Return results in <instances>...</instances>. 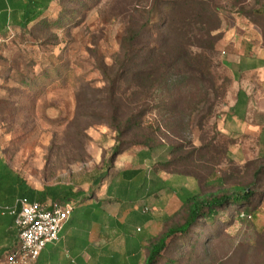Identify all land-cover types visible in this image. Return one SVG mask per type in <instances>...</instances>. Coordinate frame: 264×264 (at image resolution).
<instances>
[{
	"label": "rangeland",
	"instance_id": "obj_1",
	"mask_svg": "<svg viewBox=\"0 0 264 264\" xmlns=\"http://www.w3.org/2000/svg\"><path fill=\"white\" fill-rule=\"evenodd\" d=\"M207 1L219 7L209 21L219 28L202 43H215L206 78L216 90L199 104L203 91L188 77L171 78L152 100H141L145 77H119L124 39L142 28L135 49L159 43L155 0H54L26 29L10 26L0 37V157L36 189L97 193L125 165L122 155L142 163L145 187L160 194L162 207L181 203L161 234L184 222L187 194L248 187L258 194L252 218L230 206L201 220L159 264H264V68L242 73L247 60L264 61V50L244 43L255 39L253 20L262 22L264 40V0ZM240 91L249 96L247 122L233 108ZM7 200L0 192V204Z\"/></svg>",
	"mask_w": 264,
	"mask_h": 264
},
{
	"label": "trees",
	"instance_id": "obj_2",
	"mask_svg": "<svg viewBox=\"0 0 264 264\" xmlns=\"http://www.w3.org/2000/svg\"><path fill=\"white\" fill-rule=\"evenodd\" d=\"M53 1L0 0V37L9 26L26 29L45 14ZM153 8L154 13L160 14L159 17L155 16V22L159 23V43L152 47L135 49V42L143 36L142 28L124 39V58L120 62L123 71L119 77L124 74L130 77H145L149 85L146 91L140 94L141 100H152L154 96L152 91L168 87V82L173 77H188V85L197 91H203V97L198 104L202 100H208L210 92L216 90L215 81L212 78H206L211 77L215 43L212 42L209 46L202 43H207L206 37L213 40L212 32L219 28L218 26L210 27L209 24L210 20L218 18L219 7L210 4L207 0H155ZM151 16L152 12L144 27L149 25ZM260 16H264V12ZM199 83H201L200 86ZM136 86L141 88L139 82ZM173 86L182 92L180 85L174 84ZM133 115L132 113L129 120ZM260 173L263 172L258 171V174ZM220 180L218 178L220 185L223 186ZM200 191L199 188L198 192L184 200V206L187 209L184 222L156 236V239L150 242L146 264H159L177 236H187L199 222L215 220L222 210L230 206L243 207L247 212V217L252 218L258 194L250 188L235 185L230 188L223 187L214 193L202 194ZM0 192L8 200L26 198L29 201L47 202L51 200L60 204L72 203L83 195L81 191L76 192L73 188L61 184L46 186L42 191L33 189L1 157ZM246 214L243 212V215Z\"/></svg>",
	"mask_w": 264,
	"mask_h": 264
},
{
	"label": "crops",
	"instance_id": "obj_3",
	"mask_svg": "<svg viewBox=\"0 0 264 264\" xmlns=\"http://www.w3.org/2000/svg\"><path fill=\"white\" fill-rule=\"evenodd\" d=\"M249 28L254 30L255 39L244 41L246 46L264 50V40L259 37L263 33L262 25L249 21ZM246 64L242 73L264 68L263 60L253 63L247 60ZM243 93L238 92L233 108L240 119L247 122L245 114L249 109V96L245 93L247 108L244 111L238 108L242 103L241 96H245ZM261 127L260 133L264 124ZM230 137L234 140L238 138L236 134ZM121 161L125 165L116 169L110 182L98 193L91 189L81 191L83 195L72 202L73 211L60 232L59 240L47 244L35 264H146L150 242L161 234L163 221L179 210L181 203L162 207L160 194L154 192L152 195L149 188L145 187L147 171L143 164L132 165L124 155ZM192 194L183 197L182 204ZM148 195L154 196L153 208L146 204ZM17 199L0 204V264L18 244L16 214L10 212V209H20Z\"/></svg>",
	"mask_w": 264,
	"mask_h": 264
},
{
	"label": "built area",
	"instance_id": "obj_4",
	"mask_svg": "<svg viewBox=\"0 0 264 264\" xmlns=\"http://www.w3.org/2000/svg\"><path fill=\"white\" fill-rule=\"evenodd\" d=\"M17 205L20 210L10 209V212L16 214L18 244L5 255L2 263L35 264L47 244L59 240L60 232L73 211V204L19 198Z\"/></svg>",
	"mask_w": 264,
	"mask_h": 264
}]
</instances>
